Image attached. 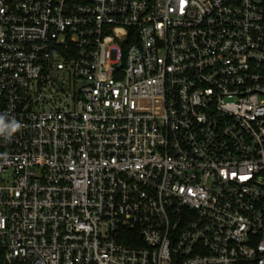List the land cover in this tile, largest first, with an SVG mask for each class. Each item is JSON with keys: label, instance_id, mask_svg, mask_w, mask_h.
Wrapping results in <instances>:
<instances>
[{"label": "built area", "instance_id": "1", "mask_svg": "<svg viewBox=\"0 0 264 264\" xmlns=\"http://www.w3.org/2000/svg\"><path fill=\"white\" fill-rule=\"evenodd\" d=\"M0 264H264V0H0Z\"/></svg>", "mask_w": 264, "mask_h": 264}, {"label": "clouds", "instance_id": "2", "mask_svg": "<svg viewBox=\"0 0 264 264\" xmlns=\"http://www.w3.org/2000/svg\"><path fill=\"white\" fill-rule=\"evenodd\" d=\"M21 125L12 120L10 122H6V118L0 115V136H10L13 133L17 132L20 129Z\"/></svg>", "mask_w": 264, "mask_h": 264}]
</instances>
